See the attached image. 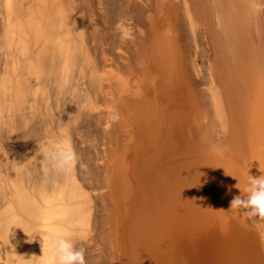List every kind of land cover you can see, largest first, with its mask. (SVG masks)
I'll return each mask as SVG.
<instances>
[{
    "label": "bare ground",
    "instance_id": "6f19581e",
    "mask_svg": "<svg viewBox=\"0 0 264 264\" xmlns=\"http://www.w3.org/2000/svg\"><path fill=\"white\" fill-rule=\"evenodd\" d=\"M249 175L264 0H0V264L65 233L87 264H264V219L230 206Z\"/></svg>",
    "mask_w": 264,
    "mask_h": 264
},
{
    "label": "clouds",
    "instance_id": "9594fccd",
    "mask_svg": "<svg viewBox=\"0 0 264 264\" xmlns=\"http://www.w3.org/2000/svg\"><path fill=\"white\" fill-rule=\"evenodd\" d=\"M131 37V29H124L122 39ZM109 119L112 122H117L120 117L115 110H112ZM49 157L52 166L65 173L73 169L79 162L76 151L72 148H66L62 142L55 144L54 149L49 153ZM249 184L247 195L233 197L230 202L231 209H243L242 214L249 218L264 219V175L259 177L249 175ZM71 236V233L56 235L52 242L54 256L51 260H44L43 264H87L86 249L82 246L77 247ZM38 259H43V256Z\"/></svg>",
    "mask_w": 264,
    "mask_h": 264
}]
</instances>
